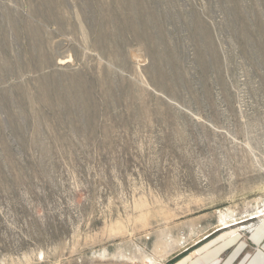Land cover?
I'll return each mask as SVG.
<instances>
[{
    "label": "rangeland",
    "instance_id": "rangeland-1",
    "mask_svg": "<svg viewBox=\"0 0 264 264\" xmlns=\"http://www.w3.org/2000/svg\"><path fill=\"white\" fill-rule=\"evenodd\" d=\"M263 217L264 0H0V264H137Z\"/></svg>",
    "mask_w": 264,
    "mask_h": 264
},
{
    "label": "crops",
    "instance_id": "crops-1",
    "mask_svg": "<svg viewBox=\"0 0 264 264\" xmlns=\"http://www.w3.org/2000/svg\"><path fill=\"white\" fill-rule=\"evenodd\" d=\"M214 227L189 249L137 264H264V217L250 231Z\"/></svg>",
    "mask_w": 264,
    "mask_h": 264
},
{
    "label": "bare ground",
    "instance_id": "bare-ground-1",
    "mask_svg": "<svg viewBox=\"0 0 264 264\" xmlns=\"http://www.w3.org/2000/svg\"><path fill=\"white\" fill-rule=\"evenodd\" d=\"M66 60L63 59V61L60 60L61 63H65Z\"/></svg>",
    "mask_w": 264,
    "mask_h": 264
}]
</instances>
